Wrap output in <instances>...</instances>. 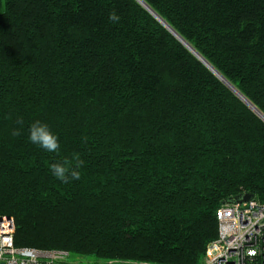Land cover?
<instances>
[{"label":"trees","instance_id":"obj_1","mask_svg":"<svg viewBox=\"0 0 264 264\" xmlns=\"http://www.w3.org/2000/svg\"><path fill=\"white\" fill-rule=\"evenodd\" d=\"M142 1L264 116V0ZM36 121L57 152L30 141ZM65 161L79 180L53 175ZM244 194L264 203V123L136 0H0V215L16 247L201 264L216 211Z\"/></svg>","mask_w":264,"mask_h":264},{"label":"built area","instance_id":"obj_2","mask_svg":"<svg viewBox=\"0 0 264 264\" xmlns=\"http://www.w3.org/2000/svg\"><path fill=\"white\" fill-rule=\"evenodd\" d=\"M217 237L203 264H264V203L256 199L227 203L216 211ZM12 217L0 215V264H78L61 250L16 247Z\"/></svg>","mask_w":264,"mask_h":264},{"label":"clouds","instance_id":"obj_3","mask_svg":"<svg viewBox=\"0 0 264 264\" xmlns=\"http://www.w3.org/2000/svg\"><path fill=\"white\" fill-rule=\"evenodd\" d=\"M110 19L118 21L119 17L113 13ZM17 123L22 124V120H18ZM12 134L17 136L20 132L19 130H14ZM29 139L33 144L39 145L48 152H57L60 147L58 137L51 132L47 124H43L39 121L31 125L29 129ZM51 171L55 177L65 183L68 182L69 176L73 180L80 179L79 171L75 168H71L67 161L63 164H53L51 166Z\"/></svg>","mask_w":264,"mask_h":264},{"label":"water","instance_id":"obj_4","mask_svg":"<svg viewBox=\"0 0 264 264\" xmlns=\"http://www.w3.org/2000/svg\"><path fill=\"white\" fill-rule=\"evenodd\" d=\"M139 4L143 6L152 16H154L157 21L165 28L167 31H169L182 45H184L209 71H211L218 79H220L223 83H227V86L229 89H231L246 105L250 107L257 115L260 113L235 89H233L232 86L229 85V83L209 64L203 59L191 46H189L169 25H167L151 8H149L142 0H136ZM261 116V115H260ZM262 117V116H261ZM253 198L251 194H244L241 197L237 198L235 201L237 203H244L248 202Z\"/></svg>","mask_w":264,"mask_h":264},{"label":"rangeland","instance_id":"obj_5","mask_svg":"<svg viewBox=\"0 0 264 264\" xmlns=\"http://www.w3.org/2000/svg\"><path fill=\"white\" fill-rule=\"evenodd\" d=\"M156 14V13H155ZM154 17V16H153ZM155 18V17H154ZM156 19V18H155ZM157 20V19H156ZM222 76V75H221ZM223 77V76H222ZM224 78V77H223ZM225 79V78H224ZM220 80V79H219ZM226 80V79H225ZM221 81V80H220ZM227 81V80H226ZM222 82V81H221ZM228 82V81H227ZM223 83V82H222ZM229 83V82H228ZM223 85L225 86V87H227L228 89H229V87L227 86V83L225 82V83H223ZM229 85L231 86V84L229 83ZM244 105H246L231 89H229ZM239 92V91H238ZM240 93V92H239ZM241 94V93H240ZM249 109H250V107L248 106V105H246ZM263 123H264V116H262L261 114V116L258 114H256L252 109H250ZM203 261H204V259L202 260V263L201 264H203Z\"/></svg>","mask_w":264,"mask_h":264},{"label":"bare ground","instance_id":"obj_6","mask_svg":"<svg viewBox=\"0 0 264 264\" xmlns=\"http://www.w3.org/2000/svg\"><path fill=\"white\" fill-rule=\"evenodd\" d=\"M234 89V88H233Z\"/></svg>","mask_w":264,"mask_h":264}]
</instances>
